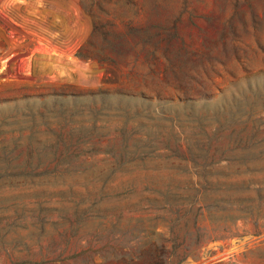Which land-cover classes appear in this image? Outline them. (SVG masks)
Wrapping results in <instances>:
<instances>
[{
    "label": "rangeland",
    "instance_id": "374dc122",
    "mask_svg": "<svg viewBox=\"0 0 264 264\" xmlns=\"http://www.w3.org/2000/svg\"><path fill=\"white\" fill-rule=\"evenodd\" d=\"M172 229L180 264H264V0H0V264H148Z\"/></svg>",
    "mask_w": 264,
    "mask_h": 264
},
{
    "label": "trees",
    "instance_id": "16d2710c",
    "mask_svg": "<svg viewBox=\"0 0 264 264\" xmlns=\"http://www.w3.org/2000/svg\"><path fill=\"white\" fill-rule=\"evenodd\" d=\"M113 26V25H111ZM92 30L93 32H99L100 34H102L103 39H105L108 43V45L111 48V54L112 56H107V59L111 65H115L117 62V58L119 57L118 55H120V51L115 50L116 48V43L114 42V37H111L112 40L109 39L108 36H114L113 32L111 30H105L104 29V25L100 24L99 22L92 20ZM130 30H134L135 28L130 26ZM119 38V37H117ZM76 55L80 58H84L86 57V54L81 50L78 49L76 52ZM105 59V58H103ZM102 59V61H104ZM110 74H113V70H108L107 71ZM105 81H109V79H106ZM181 230L178 229H172L169 230V236L168 238L165 239L166 242L169 243L170 247L169 248H165L164 246L158 247L156 248L149 259V263L148 264H180L183 260H185L189 255L197 252L200 250V248L202 247V244H200V240L198 239L193 245V248L187 247V246H183V243L186 242V237L183 234V236H181ZM181 240V243H178V241Z\"/></svg>",
    "mask_w": 264,
    "mask_h": 264
}]
</instances>
